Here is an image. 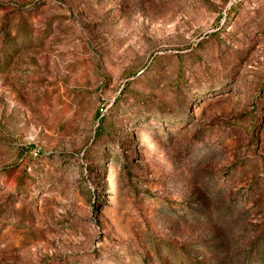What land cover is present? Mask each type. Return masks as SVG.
Here are the masks:
<instances>
[{"label":"rangeland","instance_id":"374dc122","mask_svg":"<svg viewBox=\"0 0 264 264\" xmlns=\"http://www.w3.org/2000/svg\"><path fill=\"white\" fill-rule=\"evenodd\" d=\"M0 264H264V0H0Z\"/></svg>","mask_w":264,"mask_h":264}]
</instances>
